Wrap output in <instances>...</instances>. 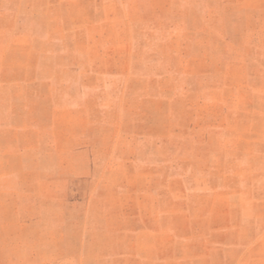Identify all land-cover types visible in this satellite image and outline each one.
Returning a JSON list of instances; mask_svg holds the SVG:
<instances>
[{
    "label": "rangeland",
    "instance_id": "rangeland-1",
    "mask_svg": "<svg viewBox=\"0 0 264 264\" xmlns=\"http://www.w3.org/2000/svg\"><path fill=\"white\" fill-rule=\"evenodd\" d=\"M0 264H264V0H0Z\"/></svg>",
    "mask_w": 264,
    "mask_h": 264
}]
</instances>
